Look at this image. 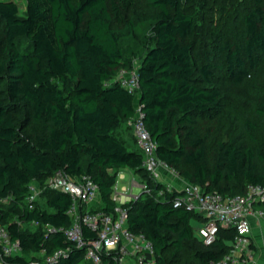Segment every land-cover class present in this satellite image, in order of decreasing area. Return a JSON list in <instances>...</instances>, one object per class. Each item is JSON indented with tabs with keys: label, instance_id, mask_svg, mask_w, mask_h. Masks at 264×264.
Returning a JSON list of instances; mask_svg holds the SVG:
<instances>
[{
	"label": "trees",
	"instance_id": "trees-1",
	"mask_svg": "<svg viewBox=\"0 0 264 264\" xmlns=\"http://www.w3.org/2000/svg\"><path fill=\"white\" fill-rule=\"evenodd\" d=\"M24 1L22 15L17 0H0V224L21 244L19 254L0 252V264H92L63 230L70 194L48 179L57 170L88 175L98 209L111 212L124 168L151 188L126 207L156 264L222 258L233 229L221 227L209 245L194 234L191 221L202 217L173 205L178 191L151 177L135 136L133 144L124 136L136 101L114 78L140 61V110L158 157L182 177L223 195L264 185V136L250 119L237 128L224 87H239L264 63V0L242 7L234 34L212 30L204 47L196 0ZM256 112L264 115V93ZM33 182L44 205L30 200Z\"/></svg>",
	"mask_w": 264,
	"mask_h": 264
},
{
	"label": "built area",
	"instance_id": "built-area-1",
	"mask_svg": "<svg viewBox=\"0 0 264 264\" xmlns=\"http://www.w3.org/2000/svg\"><path fill=\"white\" fill-rule=\"evenodd\" d=\"M114 80L135 97L136 114L128 122L132 125L138 147L144 153L142 165L152 178L165 184V176H175L177 171L158 157L157 142L147 129L139 106V70L137 67L122 68ZM48 185L70 194L72 205L69 214L72 222L63 230L77 248L84 250L85 257L92 264H156L152 242L128 227L126 204L140 195L134 193L135 187L140 188L141 192L151 190L147 182L139 181L134 174L127 186L115 182L111 197L116 205L111 212L98 209L99 204L92 208V203L101 202V196L98 185L88 175L71 178L62 170H57L48 179ZM166 188L178 191L172 199L174 206L187 208L202 217L194 218L191 222L194 234L205 244H212L217 239L221 227L233 229L229 252L210 264H249L255 260L257 251L251 232L253 218L261 219L264 225V208L257 205L264 201V185L250 183L244 193L234 195L206 191L201 184L192 181L182 188L173 189L170 185ZM36 189L35 182L31 183L30 200L35 199ZM161 193L162 190L159 191ZM84 226L94 232V236H86ZM0 252L5 256L21 253L20 241L13 239L2 224ZM56 256L48 260L52 261Z\"/></svg>",
	"mask_w": 264,
	"mask_h": 264
},
{
	"label": "rangeland",
	"instance_id": "rangeland-1",
	"mask_svg": "<svg viewBox=\"0 0 264 264\" xmlns=\"http://www.w3.org/2000/svg\"><path fill=\"white\" fill-rule=\"evenodd\" d=\"M20 8V13L25 14L26 2L17 0ZM197 8L200 9V17L198 23L201 25L200 30L203 37V47L210 42V34L212 30L223 31L234 34L241 23V9L244 5L250 3L251 0H196ZM225 9L223 10V8ZM139 60H135V67L139 65ZM226 107L236 117L237 128L244 131V123L246 119L254 121L257 126L258 136H264V115H259L256 112V105L259 98L264 93V63L259 69L247 76L239 87L225 84ZM124 136L129 143H135L132 125L129 122L124 123ZM133 177V172L129 169H121L118 173L116 182L119 185H129ZM165 186L170 185L173 189L184 187L189 180L182 177L178 172L177 175H166ZM35 200L39 204L44 205L45 199L41 196V188L35 182ZM134 193L140 194L141 190L138 187L134 188ZM38 256L43 255V252L36 253Z\"/></svg>",
	"mask_w": 264,
	"mask_h": 264
},
{
	"label": "crops",
	"instance_id": "crops-1",
	"mask_svg": "<svg viewBox=\"0 0 264 264\" xmlns=\"http://www.w3.org/2000/svg\"><path fill=\"white\" fill-rule=\"evenodd\" d=\"M124 169H129L130 171H132V169L130 168H124ZM101 202L96 201L92 203V208H95L97 204L100 205ZM251 234L255 242L257 255H256L255 260L249 264H264V225L261 219L253 218Z\"/></svg>",
	"mask_w": 264,
	"mask_h": 264
}]
</instances>
